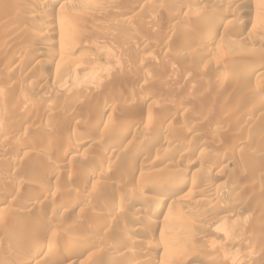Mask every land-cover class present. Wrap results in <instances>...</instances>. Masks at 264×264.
<instances>
[{"label":"rangeland","instance_id":"1","mask_svg":"<svg viewBox=\"0 0 264 264\" xmlns=\"http://www.w3.org/2000/svg\"><path fill=\"white\" fill-rule=\"evenodd\" d=\"M52 1L0 0V264H264V0Z\"/></svg>","mask_w":264,"mask_h":264},{"label":"bare ground","instance_id":"2","mask_svg":"<svg viewBox=\"0 0 264 264\" xmlns=\"http://www.w3.org/2000/svg\"><path fill=\"white\" fill-rule=\"evenodd\" d=\"M19 2L18 3H22L21 1H23L24 2V0H18ZM26 1L27 0H25V2L24 3H26ZM33 1V0H32ZM56 1H60V0H53L52 1V3H54V2H56ZM64 1H66V5H67V3H68V5H69V3H71V2H75V0H64ZM81 1V0H80ZM79 1V2H80ZM84 1V0H83ZM215 1H217V3H226V5L225 6H227V4L229 5V3H231V5H232V0H215ZM233 1H235V0H233ZM239 1V0H238ZM238 1H235V2H233V3H236V2H238ZM29 2H30V0H29ZM28 2V3H29ZM36 2V1H35ZM45 2V1H44ZM73 2V3H74ZM31 3V2H30ZM29 3V5H31ZM38 3V2H37ZM57 3V2H56ZM72 3V4H73ZM239 3V2H238ZM35 4V3H34ZM34 4H33V2H32V6H34ZM240 4V3H239ZM22 5H24V4H22ZM222 5V4H221ZM236 5H237V3H236ZM32 6L30 7L31 9H32ZM223 6V5H222ZM233 6V5H232ZM1 7V6H0ZM178 7V6H177ZM180 7V6H179ZM230 7V6H229ZM181 9H182V7H180ZM29 9V8H28ZM35 9V8H34ZM178 10H181V9H179V8H177ZM176 9V10H177ZM184 9V8H183ZM27 11H29V10H27ZM30 12V11H29ZM32 12V11H31ZM31 12H30V14H31ZM33 13V12H32ZM183 13V12H182ZM27 14V13H26ZM227 14V13H226ZM22 16V15H21ZM28 16V15H27ZM16 17V16H15ZM17 18V17H16ZM18 19H20V17L18 18ZM22 19V18H21ZM228 21V20H227ZM53 23V22H52ZM55 23H57L56 21H55ZM54 24V23H53ZM217 24V23H216ZM51 25V24H50ZM44 27V29H43V34H37V33H34V32H32L31 31V35H32V39L33 38H36V39H38V42H39V40L40 41H42L43 39H45V37L48 35V34H50L49 32L51 31L50 30V26L49 25H45V26H43ZM217 27V26H216ZM214 28V27H213ZM15 29H17V28H15ZM22 29V28H21ZM21 29H19L20 30V32H21ZM14 30V29H13ZM18 30V31H19ZM30 30V29H29ZM50 30V31H49ZM15 31H17V30H15ZM27 31V30H26ZM28 32V31H27ZM59 32H61V37L62 38H64V39H69L70 38V33L68 32V31H66V30H64V29H61V31H59ZM30 33V32H29ZM28 33V34H29ZM213 34V33H212ZM31 35H29V37L31 36ZM210 35V34H209ZM208 35V36H209ZM210 37V36H209ZM35 39V40H36ZM213 40V36H212V38L210 37V38H208L206 41H205V43H204V45H206V47H207V45H209V43L211 42ZM7 45V44H6ZM3 47H6L5 45H3ZM28 47V46H27ZM29 49V48H28ZM22 50V49H21ZM19 51V50H18ZM26 53H28V52H26ZM204 53V52H203ZM20 54V53H19ZM22 54V53H21ZM20 54V55H21ZM22 56H24V54L22 55ZM201 56V55H200ZM200 56H198V57H200ZM19 58V57H18ZM58 58H59V56H58ZM19 60V59H18ZM11 61V60H10ZM19 62V61H18ZM140 66H141V64H140ZM140 68V67H139ZM138 68V69H139ZM100 69V68H99ZM98 72V71H97ZM235 73V72H234ZM233 73V74H234ZM102 75V74H101ZM103 75H105V74H103ZM220 75H222V74H220ZM218 76V75H217ZM224 76V75H223ZM222 76V77H223ZM227 76V75H226ZM231 76H232V73H231ZM231 76H229V77H231ZM101 77V76H100ZM137 77V76H136ZM222 77L220 78V79H222ZM228 77V78H229ZM234 77H236L235 76V74H234ZM216 78H219V77H216ZM224 78V77H223ZM227 78V81L229 80ZM100 79V78H99ZM107 79V78H106ZM136 79V78H135ZM135 79H133V81H135ZM231 79V78H230ZM232 80V79H231ZM106 81V80H105ZM136 81H138V79H136ZM217 81H218V79H217ZM219 81H221V83L219 82ZM217 83L219 84V85H221L222 84V81L223 80H219ZM231 82V81H230ZM135 83V82H134ZM212 83H213V81H212ZM216 84V83H215ZM228 84V83H227ZM217 85V84H216ZM218 85V86H219ZM55 93V92H54ZM258 97V96H257ZM35 104V103H34ZM36 105V104H35ZM31 107V106H30ZM30 107L28 108V112L26 111V114H28V113H30ZM31 108H33V107H31ZM27 109V108H26ZM25 109V110H26ZM100 109H102V108H100ZM108 109V108H107ZM32 111L34 110V109H31ZM31 111V112H32ZM106 111V107L104 108V109H102V110H100V112L103 114L104 112ZM32 114V113H31ZM152 116V115H151ZM170 116V115H169ZM174 116V115H173ZM6 117H8V116H6ZM171 117V116H170ZM2 118V117H1ZM0 118V119H1ZM153 118V117H152ZM152 118H149V116H148V121H150L149 119H152ZM172 118V117H171ZM3 119V118H2ZM173 119V118H172ZM145 120V119H144ZM98 121H100V120H98ZM153 121V120H152ZM155 121V120H154ZM156 121H157V119H156ZM0 122H2V120L0 121ZM146 122H147V120H146ZM151 122V121H150ZM149 123V122H148ZM166 126V125H165ZM1 128V127H0ZM165 128V127H164ZM123 129V128H122ZM8 130V129H7ZM170 130H172V129H170ZM0 131H1V129H0ZM129 131H130V128L129 127H127V128H124V130H122L121 131V137L123 138V139H126V137H127V135H128V133H129ZM7 132V131H6ZM6 132H0V135L1 136H4V135H6ZM9 133V132H8ZM156 133V132H155ZM120 134V133H119ZM9 135V134H8ZM77 135L76 134H74V135H72V137L75 139V137H76ZM158 138V137H157ZM69 139V138H68ZM77 139H78V137H77ZM122 139V140H123ZM122 140H120V141H122ZM157 140V139H156ZM80 142V143H82L81 141H82V139H79V140H75V142ZM83 144V143H82ZM78 145V144H77ZM72 146V145H71ZM148 146V145H147ZM150 146V145H149ZM69 147V146H68ZM146 147V146H145ZM72 149V148H71ZM74 149V148H73ZM137 151V154L140 156V155H142L143 154V151H144V148H141V149H138V150H136ZM63 153V156L64 157H66V156H69V155H71V154H73V152L71 151V150H69V148L67 149V150H65V151H62ZM75 154V153H74ZM136 154V155H137ZM144 155V154H143ZM136 160V159H135ZM223 161V160H222ZM221 161V162H222ZM219 163V162H218ZM217 163V164H218ZM92 174V173H91ZM88 175V174H87ZM90 175V174H89ZM194 182H192V181H188L186 178H185V176L184 175H182L181 174V176L179 175V176H177L176 174L174 175V174H169V175H167V176H165V177H163V180H162V183H161V187H159V188H157V191L159 190V192L158 193H160L161 194V196H162V198H160V199H154V197H152V198H150V197H148L147 195H143V194H138V198H136V199H138V201H139V208H137V209H139V211H147V212H151V216H149L148 218H145L146 220H145V223L147 224V225H149V226H154V225H156V223L158 222V220H157V216L163 211V207H164V205H165V203H166V201H167V199L169 198V197H171V196H176L177 194H178V192L179 191H181L182 189H184V188H186V187H188V186H193L194 187V185L195 184H193ZM217 185V184H216ZM160 186V185H159ZM156 187V186H155ZM154 187V188H155ZM190 187V188H191ZM216 187L217 186H215L214 184H212V183H210V184H207V185H205L202 189H201V191L199 192H197V194L199 193V195H201V193H203L202 195H205L206 197L205 198H207V196L209 197V198H212V197H214V191L216 190ZM131 192V191H130ZM194 194V193H193ZM197 194H196V196H197ZM158 196V195H157ZM200 197V196H199ZM198 197V198H199ZM201 198V197H200ZM77 199V198H76ZM197 199V198H196ZM202 199H203V197H202ZM212 200V199H211ZM73 201V200H72ZM123 201V200H122ZM202 201V200H201ZM200 202V201H199ZM171 205V204H170ZM110 207V206H109ZM170 207H172V206H170ZM122 208V206H121V203H119V202H116L115 201V203H113V205H112V210L113 211H120V209ZM110 210V209H109ZM136 213V212H135ZM121 214V213H120ZM123 214V213H122ZM119 215V214H118ZM101 219V218H100ZM174 220H176L177 221V223L179 222V219L178 218H174ZM99 221H101V220H99ZM104 221V220H103ZM107 222V221H106ZM106 222H102L101 221V223H99V224H101L100 226H99V228H104V227H107L108 225H107V223ZM146 225V226H147ZM151 228V227H150ZM96 229H98V228H96ZM108 229H110V228H108ZM194 230V229H193ZM134 231L135 232H137V233H140L141 232V229L138 227V228H135L134 229ZM101 233V232H100ZM143 233V232H142ZM167 235V234H166ZM163 236V235H162ZM53 238H54V234H53ZM58 238V237H57ZM55 239V238H54ZM129 239H131V238H129ZM169 239H170V237H168L167 239H166V241L163 239L162 241H165V242H163L164 244L165 243H167V242H170L169 241ZM70 240V239H69ZM80 240V239H79ZM78 239H76V237L75 238H72V242H70L71 243V245H78V243L79 242H81V241H79ZM33 241V240H32ZM138 240H136V239H132V242H134V244H136V242H137ZM195 241V240H194ZM160 242V241H159ZM31 243V244H30ZM39 243H41V242H39ZM38 243V244H39ZM216 243V242H215ZM160 244V243H159ZM162 244V243H161ZM219 244V243H218ZM28 250H27V255L25 256V257H21L20 258V260L18 261V264H29L30 263V260H33V259H35L36 258V256L38 255V254H40L42 251H45V254H46V252H55L56 250H57V248H56V246L54 245V244H52V243H49V242H45L43 245H41L40 247H38L37 246V244H35V243H33V242H30L29 241V245H28ZM124 247V246H123ZM190 248V247H189ZM197 248V247H196ZM215 248V247H214ZM71 249H72V247H71ZM115 250H116V252L117 251H121V252H123V253H126L127 252V250H126V248H123V249H125V250H123V249H121V247H120V245H117V247H115L114 248ZM214 251V249H213V246H207V248L206 249H202L201 247L199 248H197L196 249V253L197 254H199V256L201 255H205V256H208V255H210L209 253H211L210 251ZM129 252V251H128ZM131 257H134V259H139V258H142L141 256H140V253H138V251L136 252V251H134V250H131L130 251V253H128ZM191 255V254H190ZM22 256H24V255H22ZM211 256V255H210ZM241 258V257H240ZM39 259V258H38ZM44 259V258H43ZM240 260V259H239ZM246 261H247V259H246ZM245 261V262H246ZM43 262V261H42ZM159 264H163L162 262L161 263H159Z\"/></svg>","mask_w":264,"mask_h":264}]
</instances>
